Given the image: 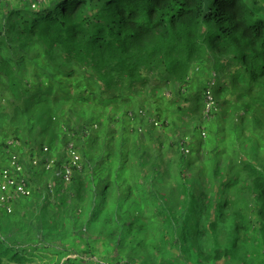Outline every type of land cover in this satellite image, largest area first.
<instances>
[{"label":"trees","instance_id":"16d2710c","mask_svg":"<svg viewBox=\"0 0 264 264\" xmlns=\"http://www.w3.org/2000/svg\"><path fill=\"white\" fill-rule=\"evenodd\" d=\"M212 72L221 110L201 131ZM153 106L197 119L200 143L145 146ZM110 107L138 123V163L120 133H90ZM14 156L29 194L0 205V264L79 243L110 264H264V0H0V180Z\"/></svg>","mask_w":264,"mask_h":264},{"label":"rangeland","instance_id":"374dc122","mask_svg":"<svg viewBox=\"0 0 264 264\" xmlns=\"http://www.w3.org/2000/svg\"><path fill=\"white\" fill-rule=\"evenodd\" d=\"M197 71V70H196ZM218 75V73H217ZM222 85H228L229 83V78L224 77L223 75L220 76V80H219V84ZM218 90V89H217ZM234 96V95H232ZM216 97L218 99V101H222L220 100L219 94L216 93ZM137 105H140L139 103ZM219 110H221V107L219 108ZM137 111V110H136ZM157 109H155V106L153 107H149L148 109H146V111H144L143 116L145 115V113H151V115L147 118V122L146 125L144 126V132H143V144L145 146L149 145V141L150 139H153V136L161 134V138L162 141L164 143V145H171L173 143H175L176 141H182V139L186 138V137H193L196 141H197V145L200 143V141L202 140L201 138H198L197 135L200 133H197L193 136H188L191 132L192 127L194 126V124H196L197 122L195 120L197 119H191L189 116L186 115L185 118H182L177 121H175L176 123H174V121H172V113H167L165 112L166 116H168L167 118L165 117H161L160 121L164 122L166 125V127H164L162 125V123L160 121H158V115L156 114ZM130 108H125V109H121L118 107H110L109 109H106L105 111H101V110H92L89 113L90 115H93L95 117L90 118V119H86L88 122H91L92 120H94V123H97L96 125H93L92 127L89 128L90 133H94L96 131H98L100 133V135H102L103 131H107L108 133H113V135H115L117 133V135L120 133L121 135L124 136L125 138V145H126V149L125 151H127L129 153V159L130 162H134V163H138L139 162V156L142 152L140 145L136 144L135 141V137L132 135L133 132V128L134 126H137V124H135L134 120L132 119V116L130 115ZM206 113H208V111L206 110L205 112V108H204V117L205 115H207ZM148 116V115H146ZM216 118V117H215ZM215 118L214 119H210L207 120L205 119V123L204 125L200 124L201 127V131H207V130H215L214 125L215 124ZM165 119V120H164ZM169 120V121H168ZM204 120V119H203ZM170 122L173 124V126L170 124ZM176 124V125H175ZM77 123L74 125V127L76 128ZM170 126V127H169ZM78 130L81 132L82 131V127H79ZM116 131V133H114ZM211 139V135L207 134L206 137L203 138V140H205L206 142L208 140ZM204 142V143H206ZM87 145H92L91 142H88ZM13 146V145H12ZM46 152H47V147L45 148ZM110 154H109V158H107V160L113 159V170L116 171L118 169V160H117V156H115V159L113 157V146L110 147ZM118 149L115 147L114 148V153H118ZM117 161V162H116ZM107 164H112V162H106ZM114 174V173H112ZM114 177V175H113ZM37 183H43L42 181L38 180ZM2 184V180H0V186ZM37 186H41L38 185ZM42 187V186H41ZM80 245H76V246H71L69 247V251L68 254L60 257L58 256L56 253L52 254V257L54 258L53 260L49 261L50 264H94L96 259H99V263L98 264H110L107 261V254H106V258L105 256H100L98 254H90V253H86L84 251L85 249V245L79 243ZM39 246H41L40 243H38ZM59 250L64 251L65 247L61 246L59 248ZM72 254H80V257H86L87 259H85V262H83L82 260L79 259H74L72 263H68L67 259L68 257ZM194 258H196L195 256H193ZM48 258L44 259L43 261L47 260ZM42 261V260H39ZM193 264V263H191ZM213 264H241V261L235 259V260H230L228 258H222L220 260L215 261Z\"/></svg>","mask_w":264,"mask_h":264},{"label":"built area","instance_id":"2783aa9c","mask_svg":"<svg viewBox=\"0 0 264 264\" xmlns=\"http://www.w3.org/2000/svg\"><path fill=\"white\" fill-rule=\"evenodd\" d=\"M217 86V73L212 72V75L208 81L204 92V105H205V112L206 110L208 113L205 115V119L210 120L213 118V115L217 113L220 108L219 101L215 95V90ZM160 121V120H158ZM161 122V121H160ZM162 125H166L164 122H161ZM205 135V132H203ZM182 149L186 153L191 151V146L193 144L189 143V137L184 138L182 141ZM46 148V147H45ZM48 149V148H47ZM70 155L72 157V164L80 168V156L73 148V145H70ZM55 158L47 159V168H50L54 165ZM17 156H14L11 161L10 165L7 168H4L1 173V180L2 184L0 186V205L6 208L8 211L12 210V200L14 198L13 193L18 190V192L22 194H29L28 189H25L23 186L24 180L21 177L20 171L22 170V165L20 164ZM34 163H37V160H34ZM63 177L65 180H70L71 178V169L69 167L65 168L63 173Z\"/></svg>","mask_w":264,"mask_h":264}]
</instances>
